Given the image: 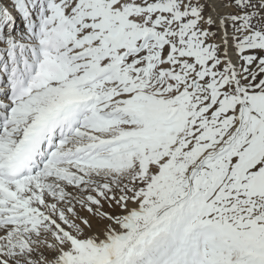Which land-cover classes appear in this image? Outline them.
Masks as SVG:
<instances>
[{
  "label": "snow or ice",
  "instance_id": "snow-or-ice-1",
  "mask_svg": "<svg viewBox=\"0 0 264 264\" xmlns=\"http://www.w3.org/2000/svg\"><path fill=\"white\" fill-rule=\"evenodd\" d=\"M0 264H264V0H0Z\"/></svg>",
  "mask_w": 264,
  "mask_h": 264
}]
</instances>
